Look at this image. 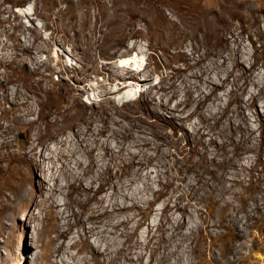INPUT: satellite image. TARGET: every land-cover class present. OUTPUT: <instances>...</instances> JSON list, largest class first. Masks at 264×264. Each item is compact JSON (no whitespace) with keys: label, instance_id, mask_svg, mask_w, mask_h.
I'll list each match as a JSON object with an SVG mask.
<instances>
[{"label":"rangeland","instance_id":"374dc122","mask_svg":"<svg viewBox=\"0 0 264 264\" xmlns=\"http://www.w3.org/2000/svg\"><path fill=\"white\" fill-rule=\"evenodd\" d=\"M76 1L0 0V82L7 78L5 92L3 88L0 90V117L6 130H10L9 137L16 143H23L30 132L29 127L16 119L20 113L14 108L28 97L32 109L39 112L33 118L46 116L40 118L44 119L40 123L44 146H52V135L65 139L70 133L67 129L66 135L58 134L66 127L60 121L62 117L56 121L53 114L58 106L60 111L63 106H68L70 113H85L87 118H96L94 113L105 109L112 120L121 121L123 125L136 124L133 127L136 133L138 127L146 133L145 137L153 140L154 127L143 119L146 117L143 107L163 77H169L184 62L177 58V51L162 50L170 46L172 36H168L167 41L160 38L144 21L132 26L125 21V15L138 13L150 20L157 18L153 13H165L178 25V15L187 13L185 4H181V0H161L162 3H157L158 0H86L77 6ZM224 1L191 0L188 5L196 13H224L219 6L222 3L229 6L231 0ZM240 2L243 0L236 1L233 13L246 20L234 18L229 28L241 33V49L249 55L254 49L260 50L264 43V0H246L244 6ZM29 6L33 13L27 18L18 12ZM254 14L258 24L250 21ZM225 32L229 35L227 30ZM179 41L186 46L187 53L191 52L192 44L197 45L184 35H180ZM135 57H142L146 66L145 72L139 75L132 68L133 64L130 65ZM221 62V59L216 60L217 64ZM263 62L264 59L258 64ZM210 64L205 61L202 66L209 68L210 76L218 81L216 70ZM199 72L200 66H197L188 73ZM138 80H146V84L136 89L131 84ZM229 90L230 86H226L218 92L222 96L221 105L226 103L225 94ZM34 91L39 93L41 104L35 101L38 96L35 97ZM59 95L68 101L60 103ZM154 96L155 103L159 102V95ZM257 109L262 114L261 108L257 106ZM157 112L159 116L150 121L162 124L170 120L167 111L161 107L158 106ZM194 121L198 122V119ZM252 125L258 126L257 123ZM163 130L167 134L172 132V127L167 125ZM193 136L189 123H185L183 131L177 125L174 135L178 139L177 148L163 147V154L150 151L154 159L133 184L122 188L118 183L116 193L108 190L96 194L99 203L93 201L92 206L109 209L112 204H120L124 197L137 203L136 208L113 218L112 223L124 220L126 215L135 216V221L123 224L119 231L127 230L128 236H120L109 246L97 242L94 237H84L88 222L85 226L76 223L71 226L65 238L67 245L64 242L59 254L54 249L64 240L53 243L56 234L52 224L35 244L36 229H41L44 216L39 207L40 195L36 194L42 176L39 171L32 173L25 167L27 176L35 179L34 183L28 184L27 194L36 196L33 202L23 203L13 199L7 186L16 182L5 174L0 178V190L5 194L0 197V264H34L36 256H39L37 262L42 260L46 264H264V134L261 144L255 141L251 144L260 149V154L247 151L230 160L219 157L215 164H210L202 154L208 137L203 138L201 145L193 142ZM86 139L91 142L89 137ZM108 142L110 150L117 153V144L112 138ZM41 147L38 144L37 149ZM124 149L119 154L121 158L138 152L128 143ZM5 151L8 156L5 164L11 169L17 168L18 160ZM103 153L102 149L95 152L98 166L102 164ZM186 164L192 168L180 172ZM44 165L46 169L49 166L48 162ZM112 177L120 181L128 179L121 174ZM88 181L89 178L85 182ZM97 186L95 184V188ZM154 191L160 192L156 194L160 196H154ZM168 197L170 202L165 205L164 200ZM73 242H84L89 250H81L79 246L70 248L68 244ZM148 242L149 247H146ZM92 249L96 256L90 252Z\"/></svg>","mask_w":264,"mask_h":264},{"label":"bare ground","instance_id":"6f19581e","mask_svg":"<svg viewBox=\"0 0 264 264\" xmlns=\"http://www.w3.org/2000/svg\"><path fill=\"white\" fill-rule=\"evenodd\" d=\"M85 1L78 0L76 5L81 6ZM181 1V4H185L184 9L187 13L178 15L180 21L178 25L171 22L170 17L165 13H153V16H157V18L152 17L150 20L141 17L138 13L125 15V21L132 26L144 21L148 28L153 27L155 29L160 38L162 37L167 41L168 36H172V41L169 42L170 46H165L162 50L173 49L177 51V58H181L184 62L176 67L169 77L164 76V80L160 81L157 87H154V94L159 95V102L155 103V96L151 94L148 104L143 107L144 116H146L143 119L148 120L149 125L154 127L153 140L145 137L146 133L141 132L137 126L136 133L133 128L136 124L133 126L123 125L121 121L112 120L105 109L94 113L96 118L93 116L87 118L85 113L80 115L70 113L68 106H63L61 109L63 111H60L58 106L57 111L53 113L56 115V121L62 117L60 121L66 124V127L59 130L58 134L66 135L67 129L70 133L65 139L64 137L59 139L58 135H52V146H44L45 139L40 130V123L44 119L40 118L46 116L39 115L40 118H33L37 112L30 106L27 96L23 103L14 105L15 111L20 113L16 119L23 126L29 127L30 131L23 143H16L9 137L10 130H6L0 117V178L9 174L16 182L15 185L8 184L7 186L13 194V199L26 203L33 202L36 196L27 194L28 184L34 183L35 179L27 176L25 167L32 173L35 170L39 171L42 176L39 179L36 194L40 195L39 207L44 212V216L40 222L41 229H36L37 235L34 243L39 242L40 236L47 231L50 224H52V231L56 234L53 243L59 242L60 239L64 240L59 242L57 248L54 249L57 254L65 246V238H67L68 231L74 223L84 225L88 222L89 226L85 229L84 237H94L97 242H105L108 246L120 236H128L127 230L119 231V228L123 224L134 222L135 216L126 215V220L118 223H112V221L115 216L136 208V202L131 199L126 200L127 197H124L122 204H112L109 209L100 205L92 206L91 203L93 201L95 204L99 203L96 200V194L99 192L111 190L116 193L118 183L122 188L133 184L135 178L140 177L143 169L150 164L152 158L154 159L149 154L150 151L163 154L165 151L163 147L177 148L178 139L174 138L177 125L182 131L185 129V123L191 125L195 144L203 145V138L208 137V142L203 145L202 154L205 159H209L210 164H215L219 157L230 160L247 151L261 153L260 149L252 145L255 142L261 144L264 134V62L258 64L260 60L264 59V43L260 46V50L254 49L249 55L241 49V33L229 28L231 20L234 18L246 20V18L240 17L238 13H233V9L237 6L236 1L239 0H231L229 6L220 3L219 8L224 13H196L195 9L188 5V1L191 0ZM226 1L228 2V0ZM162 2L158 0L157 3ZM245 4H247L246 0L240 2V5L244 6ZM18 12L27 18L28 14L33 13V8L29 6L25 9H19ZM247 20L249 21L248 18ZM250 21L253 24H258L255 14L251 15ZM226 30L229 35L226 34ZM180 35H184L197 43V45L192 44L190 53L186 52V46L180 44ZM258 41L261 42L260 39ZM131 48H134V45ZM209 55H212L213 58H208ZM218 59L222 61L220 64L216 63ZM205 61H209L211 62L210 65H213L218 81L210 76L209 68L202 66ZM125 62L128 61L125 60ZM131 63L136 74L145 72L146 66L144 67L142 57H135L130 65ZM197 66H200L199 73H188ZM6 79L0 82V90L2 91L3 88L4 92ZM145 81L138 80L131 85L138 89L146 84ZM176 82L182 88H179ZM226 86H230V90L225 94L226 103L221 105L222 96L218 92L224 90ZM34 94L35 97L38 96L35 101L41 104L39 93L34 91ZM66 95L69 98L68 94ZM58 100L60 103L68 101L65 96L60 95ZM158 106L167 111L170 120L163 121L162 124L150 121L159 116ZM257 106L261 108L262 114L258 113ZM253 107L255 108L254 111L251 110ZM115 113L119 114V111H115ZM133 118L139 117L133 116ZM195 118L198 119V122L194 121ZM252 123H257L258 126L254 127ZM167 125L172 127V132L164 134L163 128ZM257 132L259 136H255ZM86 137H89L91 142H88ZM110 138L117 144V153L110 150L108 142ZM252 138L253 142H251ZM127 143L137 148L138 152L126 154V157L121 158L119 154L125 150ZM38 144L42 146L39 150L37 149ZM100 149L104 150V153L101 156L102 164L98 166L95 152ZM4 150H8L9 156L19 161H17L19 163L17 168L11 169L8 164H5L8 156ZM45 162L49 164L47 169L44 165ZM190 168L192 167L186 164L180 172L183 173ZM118 174L125 175L128 179H124V181L114 180L112 176ZM88 178L89 181L86 183ZM95 184H98L97 188H95ZM0 191V197L5 196L2 190ZM157 193L160 192L154 191V196H160L156 195ZM127 201L132 202L127 205ZM164 202L165 205L168 204L170 197ZM74 207L78 209L75 210ZM68 246L70 248L79 246L81 250H89V247H85L84 242L81 244L73 242ZM145 246L149 247V242ZM90 252L93 253V249ZM34 259V264H46L42 260L37 262L39 256ZM63 260L61 263L64 262Z\"/></svg>","mask_w":264,"mask_h":264}]
</instances>
